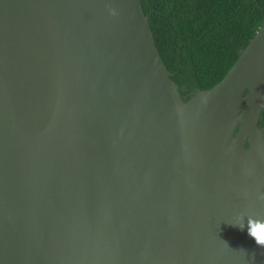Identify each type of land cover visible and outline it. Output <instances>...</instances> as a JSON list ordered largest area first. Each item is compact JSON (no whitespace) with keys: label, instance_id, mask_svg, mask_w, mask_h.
Returning <instances> with one entry per match:
<instances>
[{"label":"water","instance_id":"1","mask_svg":"<svg viewBox=\"0 0 264 264\" xmlns=\"http://www.w3.org/2000/svg\"><path fill=\"white\" fill-rule=\"evenodd\" d=\"M171 76L141 0H0V264H264V20Z\"/></svg>","mask_w":264,"mask_h":264},{"label":"trees","instance_id":"2","mask_svg":"<svg viewBox=\"0 0 264 264\" xmlns=\"http://www.w3.org/2000/svg\"><path fill=\"white\" fill-rule=\"evenodd\" d=\"M158 52L182 98L213 87L264 20V0H141ZM264 129V111L259 121Z\"/></svg>","mask_w":264,"mask_h":264},{"label":"clouds","instance_id":"3","mask_svg":"<svg viewBox=\"0 0 264 264\" xmlns=\"http://www.w3.org/2000/svg\"><path fill=\"white\" fill-rule=\"evenodd\" d=\"M204 102H207L206 97ZM261 107L264 108V104H262ZM261 199H264V196H262ZM245 218H247V224H245ZM231 224L239 227L241 230L247 228L249 236L254 238L257 245L264 247V217L257 218L254 215L245 213L239 215L236 222Z\"/></svg>","mask_w":264,"mask_h":264}]
</instances>
